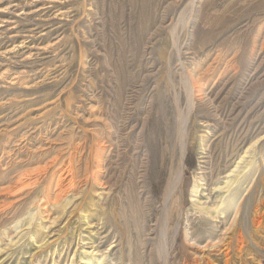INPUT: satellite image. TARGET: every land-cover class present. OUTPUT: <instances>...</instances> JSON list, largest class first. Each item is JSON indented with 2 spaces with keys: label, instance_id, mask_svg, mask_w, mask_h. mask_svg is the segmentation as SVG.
Segmentation results:
<instances>
[{
  "label": "rangeland",
  "instance_id": "rangeland-1",
  "mask_svg": "<svg viewBox=\"0 0 264 264\" xmlns=\"http://www.w3.org/2000/svg\"><path fill=\"white\" fill-rule=\"evenodd\" d=\"M0 264H264V0H0Z\"/></svg>",
  "mask_w": 264,
  "mask_h": 264
},
{
  "label": "bare ground",
  "instance_id": "bare-ground-1",
  "mask_svg": "<svg viewBox=\"0 0 264 264\" xmlns=\"http://www.w3.org/2000/svg\"><path fill=\"white\" fill-rule=\"evenodd\" d=\"M86 5V4H85ZM193 89H195V88H193ZM197 91H200V90H197ZM196 91V92H197ZM169 111V109H164V111H163V113L161 114V116L160 117H158V118H156V119H150L149 120V128L150 127H152L153 126V128H154V126H155V130L157 131V132H163V131H167L168 129H171L172 127H163V128H161V126H158V123L161 121V120H163V117L167 114V112ZM258 122H260V120H257ZM257 124H259V123H257ZM170 125V124H169ZM260 125V124H259ZM257 127H258V125H257ZM161 128V129H160ZM159 130V131H158ZM155 132V131H154ZM157 132H155V133H157ZM168 133V132H167ZM170 133V132H169ZM160 134V133H159ZM106 135H108V137H110L111 136V134H106ZM157 135V134H156ZM168 135V134H167ZM173 135V134H172ZM183 135V134H182ZM107 137V136H106ZM107 137V138H108ZM129 138H130V136H129ZM256 138H257V140L255 141V142H257L258 140H260L261 138H262V136H261V133L260 134H257L256 135ZM108 142H109V140H107ZM145 143L147 144V146L149 147V146H151V139H148V140H145ZM144 144V143H143ZM112 145V144H111ZM155 145V144H154ZM156 146V145H155ZM177 146V145H176ZM175 146V147H176ZM140 147H142L141 145H140ZM157 147V146H156ZM107 149H108V147L106 146V145H103V146H99V147H97V159H96V161H95V164H96V171L94 172V178H95V180L97 181L98 179H99V176H101L102 175V173H103V170H102V161H103V158L105 157V154H106V152H107ZM177 150H178V148H177ZM249 150L250 149H248L247 150V152H249ZM172 152H174L173 150H172ZM175 152H177V151H175ZM181 153H179L180 155L179 156H176V155H174V154H171V157H170V161L169 162H171V164H172V170H173V175H172V177H171V180H169V183H168V185H167V189H166V191H165V195H166V198H168V196H169V194L171 195V193H173V191L177 188V186L179 185V182H180V178H181V171H183L182 169L184 168V159H185V154H186V148H182V150L180 151ZM178 153V152H177ZM71 162V161H70ZM254 163L252 162V161H250V162H248L247 163V166L244 168V169H246L247 167H250V166H252ZM70 167V166H69ZM69 167H66V168H64L63 170H62V173L60 174V176H59V181H62L63 179H65L64 181H67V173L70 171L69 169ZM87 171L92 175V171H93V169H88L87 168ZM172 172V171H171ZM68 175H69V173H68ZM144 177L146 178V176L144 175ZM88 178V177H87ZM238 179H239V177L236 179V180H234V181H232L231 179L230 180H228L229 182H226V186H229V188L232 186V184H234L235 182H237L238 181ZM38 180V179H37ZM69 180H71V182H72V178L71 179H69ZM38 182H34V183H31V185L32 184H37ZM30 185V184H29ZM30 185V186H31ZM99 186H101V185H99ZM171 186H174L173 187V189L171 190ZM28 187V186H27ZM196 189H197V186H196ZM222 203V202H221ZM221 203L216 207V209L221 205ZM240 209H238V211H239ZM210 212V211H209ZM90 214V213H89ZM87 218H89V216H88V213H84V220L86 219L87 220ZM235 220V219H234ZM89 221V220H88ZM210 246V245H209ZM212 246H217V245H212Z\"/></svg>",
  "mask_w": 264,
  "mask_h": 264
}]
</instances>
